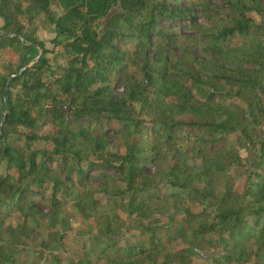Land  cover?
<instances>
[{
	"label": "trees",
	"instance_id": "trees-1",
	"mask_svg": "<svg viewBox=\"0 0 264 264\" xmlns=\"http://www.w3.org/2000/svg\"><path fill=\"white\" fill-rule=\"evenodd\" d=\"M55 1L0 0V264H264V1Z\"/></svg>",
	"mask_w": 264,
	"mask_h": 264
},
{
	"label": "rangeland",
	"instance_id": "rangeland-1",
	"mask_svg": "<svg viewBox=\"0 0 264 264\" xmlns=\"http://www.w3.org/2000/svg\"><path fill=\"white\" fill-rule=\"evenodd\" d=\"M176 4H188L190 2H192L193 0H174ZM217 3L220 2V4H223L225 3V0H215ZM264 1V0H263ZM52 4V8L54 10L55 13H58L60 11V7L58 6V4L56 3L55 0H52L51 2ZM40 29V30H39ZM54 33L52 31V29H41V28H36L35 29V36L41 40L44 44V46L46 48H48L49 50H51L50 53H48L47 55L50 57V58H56V59H60L61 58V55L63 53L62 51V48L60 46H57V47H54L51 43V39L53 37ZM188 52L189 53H194V54H197L199 55L200 57L203 56V53L201 50L199 49H194V48H188ZM231 53H228V55H230ZM14 56V53L11 51V50H8L5 54V58L8 59V58H11ZM178 57H180V55H178ZM224 62V61H223ZM123 89L120 88L119 89V92H121ZM264 101V99H263ZM234 137V135L232 136ZM150 171H154V168L153 167H150L149 168ZM112 173V171H110ZM117 178V177H115ZM244 181H245V177H241L240 179H237L235 181V188L236 190L238 191H241L242 187H243V184H244ZM184 246V243H182L181 241H176L174 243H172L170 249H176L178 247H182ZM211 252V251H210ZM191 264H208V261L207 259L205 260H201V259H192L191 260Z\"/></svg>",
	"mask_w": 264,
	"mask_h": 264
},
{
	"label": "water",
	"instance_id": "water-1",
	"mask_svg": "<svg viewBox=\"0 0 264 264\" xmlns=\"http://www.w3.org/2000/svg\"><path fill=\"white\" fill-rule=\"evenodd\" d=\"M32 45H35V43L32 42ZM39 49L41 51V47H39ZM3 99H4V102L6 103V99H7L6 90H4ZM3 119H4V114L2 115L1 120H0V130L3 124Z\"/></svg>",
	"mask_w": 264,
	"mask_h": 264
},
{
	"label": "crops",
	"instance_id": "crops-1",
	"mask_svg": "<svg viewBox=\"0 0 264 264\" xmlns=\"http://www.w3.org/2000/svg\"><path fill=\"white\" fill-rule=\"evenodd\" d=\"M40 30V29H39Z\"/></svg>",
	"mask_w": 264,
	"mask_h": 264
}]
</instances>
